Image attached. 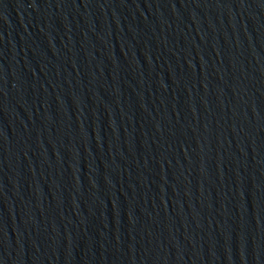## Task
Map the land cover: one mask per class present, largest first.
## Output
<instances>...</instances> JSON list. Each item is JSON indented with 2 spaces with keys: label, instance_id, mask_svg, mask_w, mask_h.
Segmentation results:
<instances>
[{
  "label": "water",
  "instance_id": "95a60500",
  "mask_svg": "<svg viewBox=\"0 0 264 264\" xmlns=\"http://www.w3.org/2000/svg\"><path fill=\"white\" fill-rule=\"evenodd\" d=\"M0 264H264V0H0Z\"/></svg>",
  "mask_w": 264,
  "mask_h": 264
}]
</instances>
